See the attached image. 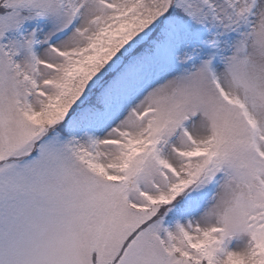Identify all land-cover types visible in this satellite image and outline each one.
I'll return each mask as SVG.
<instances>
[{
	"label": "snow or ice",
	"instance_id": "obj_1",
	"mask_svg": "<svg viewBox=\"0 0 264 264\" xmlns=\"http://www.w3.org/2000/svg\"><path fill=\"white\" fill-rule=\"evenodd\" d=\"M0 264H264V0H0Z\"/></svg>",
	"mask_w": 264,
	"mask_h": 264
}]
</instances>
